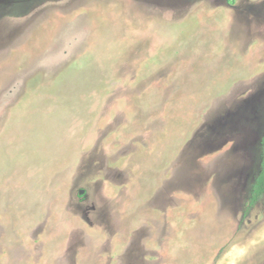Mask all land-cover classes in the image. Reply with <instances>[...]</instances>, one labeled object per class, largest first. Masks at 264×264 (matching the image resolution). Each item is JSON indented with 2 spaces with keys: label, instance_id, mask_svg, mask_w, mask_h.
Instances as JSON below:
<instances>
[{
  "label": "rangeland",
  "instance_id": "1",
  "mask_svg": "<svg viewBox=\"0 0 264 264\" xmlns=\"http://www.w3.org/2000/svg\"><path fill=\"white\" fill-rule=\"evenodd\" d=\"M264 0H0V264H264Z\"/></svg>",
  "mask_w": 264,
  "mask_h": 264
},
{
  "label": "trees",
  "instance_id": "2",
  "mask_svg": "<svg viewBox=\"0 0 264 264\" xmlns=\"http://www.w3.org/2000/svg\"><path fill=\"white\" fill-rule=\"evenodd\" d=\"M264 194V133L262 136V149L260 154V169L251 187L249 205H254Z\"/></svg>",
  "mask_w": 264,
  "mask_h": 264
}]
</instances>
